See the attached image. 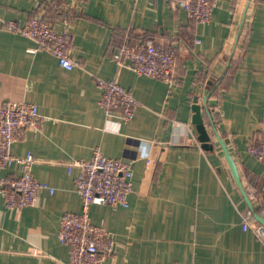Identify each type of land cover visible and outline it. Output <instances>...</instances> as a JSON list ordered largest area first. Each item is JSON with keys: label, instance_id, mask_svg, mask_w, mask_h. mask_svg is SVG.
Here are the masks:
<instances>
[{"label": "crops", "instance_id": "obj_1", "mask_svg": "<svg viewBox=\"0 0 264 264\" xmlns=\"http://www.w3.org/2000/svg\"><path fill=\"white\" fill-rule=\"evenodd\" d=\"M56 1L64 2L55 7ZM212 1L211 20L199 23L181 0H0V105H38L41 127L24 130L12 151H31L33 173L47 184L36 203L21 210L8 208L0 194V264L69 260V246L58 239L60 220L83 205L75 184L80 168L69 172L67 164L92 157L96 148L131 161L133 170L128 206L90 207L93 223L116 241L103 264H264V240L242 226L241 213L251 207L220 141L245 189L264 196V163L248 151L264 129V0ZM34 13L72 32L79 66H61L51 52L33 50L31 38L6 27ZM128 31L177 42L175 82L118 67L112 51ZM98 77L117 79L138 101L117 130L108 127L110 116L99 103ZM196 98L211 148L192 122ZM118 114L112 117L119 120ZM19 172L14 163L3 174Z\"/></svg>", "mask_w": 264, "mask_h": 264}, {"label": "built area", "instance_id": "obj_2", "mask_svg": "<svg viewBox=\"0 0 264 264\" xmlns=\"http://www.w3.org/2000/svg\"><path fill=\"white\" fill-rule=\"evenodd\" d=\"M64 1L53 2L55 7ZM190 19L207 23L211 20L215 3L212 0H181ZM9 30L31 38L36 49H45L55 55L59 64L72 69L80 65L73 56V34L69 29L58 31L53 28L47 16L34 13L25 23L7 21ZM180 50L175 40L167 42L152 36H137L131 32L112 56L118 67L126 66L140 75L151 76L173 83ZM97 84L102 90L99 103L109 114L108 126L117 130L122 121L134 116L138 105L133 94L125 89L117 79L98 77ZM118 109L119 120L112 117ZM43 116L34 102H9L0 105V194L8 208L21 210L38 200L39 192L47 187L33 173L37 161L31 151L16 155L14 143L28 128L39 129ZM248 151L264 163V129L248 144ZM14 163L20 165L19 174L3 171ZM71 172L74 166L80 168L75 177L76 188L82 198V210L66 212L60 220L58 239L69 246V260L64 264H103L115 252L116 241L111 232L102 225L93 223L90 215L92 204L129 205V195L133 190V170L131 161L122 157H111L99 148L88 159L73 160L67 164ZM52 191L53 189L50 188ZM247 190V189H246ZM253 208L244 210L242 226L251 229L264 240V222L256 217V212L264 218V196L254 189L247 190Z\"/></svg>", "mask_w": 264, "mask_h": 264}, {"label": "water", "instance_id": "obj_3", "mask_svg": "<svg viewBox=\"0 0 264 264\" xmlns=\"http://www.w3.org/2000/svg\"><path fill=\"white\" fill-rule=\"evenodd\" d=\"M214 88H215V82H212L206 88L205 100L208 99V97L210 96V94L212 93ZM193 109H194V115H193V118H192V122L195 124L196 129H197V131L199 133V136H198L199 140L201 142H203L204 147L211 148L212 147V144L210 143L211 136L208 133V129H207L206 124L204 122V118H203V114H202V106H201L200 103L197 102V98L195 99V103L193 105ZM220 141H221V144L224 147L225 156H226L227 162H228L230 170H231V172H232V174H233V176H234V178H235V180L237 182V185H238L240 191L242 192L243 196L245 197V199L248 201L249 206L251 208H253V203L250 200V198L248 196V193H247V190L245 189V187L243 185V182H242V180L240 178V173H239L236 161H235L233 155L231 154L230 150L228 149L226 142L223 139H220ZM256 217L260 221L264 222V218L262 216H260V214L257 213V212H256Z\"/></svg>", "mask_w": 264, "mask_h": 264}]
</instances>
